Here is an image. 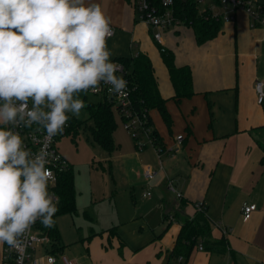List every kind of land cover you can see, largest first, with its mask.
Segmentation results:
<instances>
[{
	"label": "crops",
	"instance_id": "0c3cea01",
	"mask_svg": "<svg viewBox=\"0 0 264 264\" xmlns=\"http://www.w3.org/2000/svg\"><path fill=\"white\" fill-rule=\"evenodd\" d=\"M97 2L114 27L107 41L111 59L138 52L148 56L172 123L166 127L159 111L149 110L151 127L165 148L160 156L156 153L157 170L151 166L153 178L158 170L164 176L161 194L167 204L162 222L148 227L144 236L141 230L135 234L132 230L128 239H121L118 233L111 235L109 247L100 243L96 249L93 264H176L171 252L181 225L198 210L197 203L206 207L215 244L212 249L205 245L199 249L200 238L183 264L264 263V149L257 142H264V100L256 101L254 89L255 80L264 79L260 65L264 30L248 26L242 9L234 11V20H224L216 37L201 44L183 24L165 30L163 44L173 51L175 63L192 70L194 94L176 102L158 44L146 23L136 18L134 0ZM249 33L253 37L247 39ZM249 42L254 49L245 50ZM177 135H182L180 150L171 154L166 148L176 143ZM152 145L154 149L158 146ZM168 180L181 193V200L174 193L171 200H165ZM245 203L255 205L247 218L242 213ZM4 248L5 244L0 245V264H13L4 257ZM59 262L63 264L57 256L55 264Z\"/></svg>",
	"mask_w": 264,
	"mask_h": 264
},
{
	"label": "clouds",
	"instance_id": "9594fccd",
	"mask_svg": "<svg viewBox=\"0 0 264 264\" xmlns=\"http://www.w3.org/2000/svg\"><path fill=\"white\" fill-rule=\"evenodd\" d=\"M112 35L97 0H0V245L20 247L37 221L53 227L58 211L48 167L58 157L47 143L33 152L16 129L35 126L50 141L86 107L81 93L107 85L128 94Z\"/></svg>",
	"mask_w": 264,
	"mask_h": 264
},
{
	"label": "rangeland",
	"instance_id": "374dc122",
	"mask_svg": "<svg viewBox=\"0 0 264 264\" xmlns=\"http://www.w3.org/2000/svg\"><path fill=\"white\" fill-rule=\"evenodd\" d=\"M210 2L201 0V8ZM261 2L264 3V0ZM253 28L264 30L262 26ZM247 35V39L253 37L250 33ZM252 48L254 46L249 42L245 50ZM260 62L261 70L264 71V49ZM80 98L85 103L97 99L94 95L84 93L80 94ZM151 114L156 122L155 112L151 111ZM113 119L112 150L105 149L92 139L89 129L92 120L88 118L85 108L77 118L81 125L75 135L72 133L73 126L57 141L59 151L72 166L75 207L71 212L55 213L54 226L60 236L58 242L51 236L47 251L54 252V243L62 246L57 256L60 259L65 257L75 264H93L96 249L100 243L109 247L111 235L116 237L118 233L121 239H128L132 230L134 234L141 230V235H146L148 227L162 222L164 206L167 204L161 194V189L165 191L162 170H158L155 178L149 181L142 175L144 166L158 167V157L150 139L141 131L137 138H133L124 128L121 116L115 109ZM138 143L144 144L141 149ZM171 184L175 187L173 181ZM146 191L150 192V196H144ZM166 192L165 200H171L174 192L170 189H166ZM47 251L37 247L34 257L43 262V255Z\"/></svg>",
	"mask_w": 264,
	"mask_h": 264
},
{
	"label": "trees",
	"instance_id": "16d2710c",
	"mask_svg": "<svg viewBox=\"0 0 264 264\" xmlns=\"http://www.w3.org/2000/svg\"><path fill=\"white\" fill-rule=\"evenodd\" d=\"M151 1L159 4V0ZM219 3L220 0H211L209 4H204L201 8L200 4L202 3L199 0H173L172 8L174 15L182 21V24L192 29L196 43L201 44L216 37L221 31L223 19L219 15L214 16L210 8L211 4L218 5ZM160 53L174 89L173 98L175 101L179 102L183 98L191 97L194 94V90L190 66L177 65L174 60V53L170 49L165 48ZM115 61L123 64L131 80L133 89L130 93V98L133 106L138 111L157 109L166 126L169 128L172 120L166 110L165 100L159 94L156 78L153 74V68L148 56L138 52L136 55L117 58ZM83 99H85L84 95ZM85 110L88 118L92 120V125L89 127L92 139L105 149L112 150L114 147L112 132L115 128V122L109 102L103 99L87 101ZM147 122L150 126L152 125L149 114ZM79 125H81V121H77L76 117H71V128L69 131L74 126L72 133L75 135ZM261 128L264 131V125ZM150 135L153 143L161 146V149H163L164 147L161 145L155 128L151 127ZM257 142L264 149V142L260 140H257ZM262 161H264V155ZM56 193L59 196L57 204L58 211L56 213L73 211L75 207V189L73 171L70 163L68 169L61 173L58 178ZM199 206L200 210H196L195 214L191 218L185 219L181 225L174 248L171 252V257L177 258L182 256L184 260L187 259L200 238L202 239L201 244L203 247L205 245L208 249L213 248L215 241L211 239L210 233L212 224L205 214L206 207H203V205ZM49 232L58 242L60 234L56 227H51ZM58 249H62V246L55 245L54 243L52 251ZM118 252H121L120 248H118Z\"/></svg>",
	"mask_w": 264,
	"mask_h": 264
},
{
	"label": "built area",
	"instance_id": "2783aa9c",
	"mask_svg": "<svg viewBox=\"0 0 264 264\" xmlns=\"http://www.w3.org/2000/svg\"><path fill=\"white\" fill-rule=\"evenodd\" d=\"M199 2L201 3V0H199ZM172 6L173 0H159V4H156L151 0H134V10L136 18L146 23L150 30L152 40L158 44L160 51L165 50V46L163 44V32L165 30L174 29L182 25V21L174 15ZM220 6L226 10L222 12L215 11V9ZM210 8L214 16L219 15L223 20H234V11L236 9H242L247 14L249 25L251 27H264V4L263 2H261V0H220V3L218 5L211 4ZM111 27L114 33V27ZM115 62L122 65V70L118 72L117 75H122L123 78L128 82V94L123 97H118L115 94H110L108 92L107 85H101V90L95 93L89 91L88 93L84 94H91L97 98L96 100L103 99L109 102L112 111L113 109H115L119 113L123 121L124 128L132 135L133 138H137L138 132L141 131L142 133H145L147 135L152 144L153 139L150 135L151 126L147 122L149 111H138L135 106H133L130 98V93L133 89L131 80L123 64L119 61ZM254 89L256 93V101L258 103H261L264 100V79L255 80ZM70 128L71 118L68 121L63 134L53 137L50 141L45 140L44 134L42 132H38L35 126H33L32 128L16 129L24 138L26 146L33 152L37 151L42 145L47 143L49 151L54 154V157H58V159L50 158L51 163L48 165L53 173V178L50 184V191L56 194L58 200L59 196L56 193L57 181L61 173L68 169L69 162L59 151L57 141L61 136L66 135ZM175 140V144L166 148V151L171 154H175L180 150L182 135H177ZM143 145V143H138V147L140 149L143 147ZM164 149L165 148L161 149V146L155 147L158 156H160ZM142 175L146 181H149L154 177L155 171L150 165H146L142 170ZM171 183L172 181L168 182L167 188L170 189V191L174 192L175 197L178 200L181 199V193L179 191H176ZM144 196H150V192L146 191L144 193ZM199 205H201V203H197L196 205L198 210H200ZM254 209V204H243L242 213L244 218L249 217L250 212ZM170 219H173L172 216L170 217ZM49 229L50 228H45L39 221H37L36 224L33 225L26 242L20 247L10 248L7 244H5L4 257L8 260H11L13 264H50L48 257H54L55 264L57 261V254L49 250L47 251V243L50 242L51 239ZM37 247H42L45 251H47L43 255V263H41L39 259L34 257V253ZM198 248L202 249V244H199ZM61 260L63 264H73L72 261L67 260L65 257H62ZM176 264H183L182 256L177 257Z\"/></svg>",
	"mask_w": 264,
	"mask_h": 264
}]
</instances>
